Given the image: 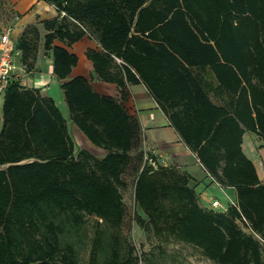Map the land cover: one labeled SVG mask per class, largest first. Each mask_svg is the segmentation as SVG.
<instances>
[{
	"label": "trees",
	"instance_id": "obj_1",
	"mask_svg": "<svg viewBox=\"0 0 264 264\" xmlns=\"http://www.w3.org/2000/svg\"><path fill=\"white\" fill-rule=\"evenodd\" d=\"M44 1L57 16L41 21L42 46L70 121L105 154L76 150L54 99L10 76L0 118V264H76L73 236L85 214L98 220L87 264H137L119 233L121 175L134 156L143 160L140 124L120 100L128 83H142L206 173L235 190L234 205L212 210L199 203L187 173L135 165L140 223L216 264H262L259 243L237 220L264 239V182L241 149L245 130L264 139V0ZM86 31L99 44L85 51L93 72L114 83L120 99L83 76L69 78L77 55L65 46ZM15 48L34 70L32 42L21 35Z\"/></svg>",
	"mask_w": 264,
	"mask_h": 264
},
{
	"label": "rangeland",
	"instance_id": "obj_2",
	"mask_svg": "<svg viewBox=\"0 0 264 264\" xmlns=\"http://www.w3.org/2000/svg\"><path fill=\"white\" fill-rule=\"evenodd\" d=\"M51 6L53 7V5L44 0H0V34L8 33L13 43L12 55L14 57L17 56L18 64L22 68V70L17 69L18 72H22L25 75L35 73L36 69L30 70V72L26 71V66L29 61L28 59L26 63L21 61V51L17 50L15 46L20 41L21 35L32 42L35 49L33 52V64L31 65V67H33L38 51L44 50L42 42L45 29L43 28L41 21L48 18L52 12H54L55 9H52ZM61 15L63 14L61 13L60 16ZM20 19L21 21L24 20L27 22L21 28L22 30H12L15 28L16 23H18ZM68 20L71 19L68 18ZM86 33L90 35L91 38L96 40L93 33H89L88 31H86ZM14 62H16L15 59ZM63 104L64 105L62 106L59 104L58 108H60L62 115L67 120L69 133L73 139L76 150L82 148L87 150L91 147L95 148L94 144L88 140L84 133L70 121L66 104L64 102ZM248 134L250 133H247L246 138ZM134 159L135 163L132 162L131 165L127 166L121 175L122 179L126 182V187L121 190L122 202L125 211L123 223L119 232L122 246L125 247V244L128 243V250L130 246L133 248L132 255L137 258V264H216L204 256L199 248L191 245L190 243L172 235L157 234L144 221L140 223L139 218H145V215L135 202L133 188L135 174L139 167H142L143 160L140 159L139 156H134ZM135 165H137V170L134 168ZM202 170L206 173L204 169ZM200 191H202V195L205 194V196H200L198 200L200 204H205L206 199L204 197H207L208 199L216 197L221 204L217 211H223L226 199L218 186L211 184L207 179L203 183L201 182L197 188V192ZM225 191L228 194H232V190L229 188H225ZM232 202H235V200ZM209 203L206 206L207 208L209 207ZM164 205L167 206L168 203L165 201ZM96 221L98 220L94 216L85 214L83 217L82 227L76 231V235L73 236V240L76 239V264H87L91 239L95 228H98V225L95 223ZM101 228L105 234L109 233L104 224H101ZM126 250V248H123L122 252L125 254ZM260 250L262 264H264V246L260 245ZM101 258L102 257H100V259Z\"/></svg>",
	"mask_w": 264,
	"mask_h": 264
},
{
	"label": "crops",
	"instance_id": "obj_3",
	"mask_svg": "<svg viewBox=\"0 0 264 264\" xmlns=\"http://www.w3.org/2000/svg\"><path fill=\"white\" fill-rule=\"evenodd\" d=\"M52 9H54V7H52ZM56 16L57 12L54 10V12H52V14L45 19L54 18ZM26 23V21H21L20 19V21L16 23L15 28L12 30H20ZM10 42L13 46L11 39ZM56 44L65 46L59 41H56ZM65 47L70 52L77 55V63L72 67L69 78L74 76H83L89 80L92 88L98 93L120 99V94L116 85L114 83L99 80L93 72L90 60H88L85 55V51L88 48L99 49L97 40H94L90 35L85 33L78 41ZM12 57L14 70L11 73V76L13 75V77H17L20 84H24V86L39 88L43 95L52 97L58 107L59 104H61V106L64 105L63 94L59 87L61 80L57 79L52 73V59L50 51H38L34 63V69H36V71L33 74L29 73L25 75L22 72H18L17 69L22 70V68L18 64L17 56ZM14 59L16 62H14ZM125 91L126 96L120 99L122 105L127 109L130 115L138 120L140 124V145L138 151H141L143 155L144 153L154 155L161 164L174 166L179 171L187 173L189 176L188 185L193 187L196 192L200 183H203L207 179L211 184H213L210 176L202 170L196 155L181 140L180 136L172 127L168 118L162 112L158 104L148 93L145 86L142 83H128ZM210 97L215 103H222L219 96L211 93ZM1 103L2 96L0 97V118ZM247 133L250 134H248L246 138ZM241 149L254 164L260 182H264V139L251 131L245 130L242 135ZM87 151L98 157H102L105 154V150L97 146H95V148L91 147L90 149H87ZM225 188L231 189L232 194H228L225 191ZM219 189L223 192L226 199L224 206L228 207V200H235V190L233 187L224 186ZM201 192L202 191L197 192L199 194V198L202 195ZM203 195L205 196V194ZM204 198L206 201L205 204H201L203 207H206L211 200L217 199L216 197L211 199H208L207 197Z\"/></svg>",
	"mask_w": 264,
	"mask_h": 264
},
{
	"label": "built area",
	"instance_id": "obj_4",
	"mask_svg": "<svg viewBox=\"0 0 264 264\" xmlns=\"http://www.w3.org/2000/svg\"><path fill=\"white\" fill-rule=\"evenodd\" d=\"M62 14H64L62 12ZM13 46L11 45L10 38L8 33H2L0 34V97L3 94V91L6 87V84L11 76V73L14 70V64H13ZM24 85V84H22ZM143 164H146L149 166L152 170H156L159 167H169V165L166 164H161L154 155H149L147 153H144L143 155ZM200 166L202 169L204 167L201 165L199 162ZM210 179L211 182L215 185L218 186L219 188L223 187L214 177L211 175ZM233 200H228L229 204L228 205H234L235 202H232ZM227 205V206H228ZM221 204L218 199H213L209 203V209L212 210H217L220 208ZM227 207L223 206V211H226ZM238 224L240 225L241 229L246 233L251 235L261 246H264V239L252 230V228L249 226L248 222L244 217H241L240 219L237 220Z\"/></svg>",
	"mask_w": 264,
	"mask_h": 264
}]
</instances>
